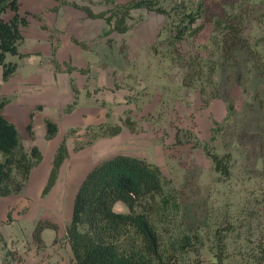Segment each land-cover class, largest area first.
Here are the masks:
<instances>
[{
    "label": "rangeland",
    "instance_id": "374dc122",
    "mask_svg": "<svg viewBox=\"0 0 264 264\" xmlns=\"http://www.w3.org/2000/svg\"><path fill=\"white\" fill-rule=\"evenodd\" d=\"M194 1L204 5L198 20L203 29L182 40L177 52L167 53L170 18L154 10H132L128 31L104 36L103 19L87 18L57 0H18L20 13L29 12L18 49L30 55L32 44L40 43L41 56L51 64L49 76L42 72L40 99L43 102L48 94L43 83L49 79L57 99L53 106L32 108V135L25 129L29 117L21 122V113L9 102L0 108L7 118H15L11 121L21 128L23 145L27 149L36 145L42 153L22 190L0 197L4 224L0 264H74L64 236L76 188L92 166L117 153L145 158L160 167L176 191L184 221L191 229L199 228L204 259L212 257L208 227L225 221L239 226L228 237L229 252L250 237L247 226L255 228L254 234L264 231V0ZM174 2L160 0L169 11ZM91 5L95 11L108 7L99 0H92ZM238 11L244 17L243 41L220 59L214 41L221 34L209 19L220 12ZM11 15L7 10L3 17ZM6 59L17 64L23 57L8 54ZM15 77L5 83L4 90L9 91L13 83L22 86L19 74ZM70 78L78 89L76 97ZM2 98L10 101V95L0 92ZM74 98L73 110L66 113ZM127 116L134 121V129L124 126L117 135L97 137L74 150L91 139L88 126L120 122ZM45 118L58 124V133L49 140L40 128L45 127ZM62 138L69 157L54 186L42 195ZM207 151L230 155L227 173L215 168ZM114 209L126 210L121 202ZM39 221L58 228L44 227L40 236L45 246L41 247L32 239ZM224 264L233 261L228 258Z\"/></svg>",
    "mask_w": 264,
    "mask_h": 264
},
{
    "label": "trees",
    "instance_id": "16d2710c",
    "mask_svg": "<svg viewBox=\"0 0 264 264\" xmlns=\"http://www.w3.org/2000/svg\"><path fill=\"white\" fill-rule=\"evenodd\" d=\"M57 1L82 11L87 18L103 19L106 26L102 32L104 36L128 31L132 25L131 11L134 9L145 8L163 14L170 18L167 25V53L177 52L182 40L197 35L204 27L203 24H198L204 10L202 1L175 0L172 11L161 6L160 0H99L108 5L99 11L93 9L92 0H84L86 3H78L76 0ZM7 10L12 12L9 19L3 17ZM27 13L29 12H25V15L20 13L18 0H0V87L2 82L12 77L17 67L15 62L7 61V55H29L18 49V43L23 39L22 28L29 23ZM243 19V14L239 11L220 12L209 19L221 34L220 39L214 41L219 48L220 59L230 54L243 41ZM73 41L81 44L76 39ZM54 53L55 50L52 51ZM52 63L58 69V62L53 59ZM71 71L69 66L67 72ZM80 71L85 72L83 69ZM70 83L76 97L78 89L72 78ZM8 101L6 98L0 99V108ZM75 104L74 98L67 104L65 112H71ZM31 117L30 114V121L25 126L30 135L33 134ZM44 124L45 138H54L58 133V124L49 118L44 119ZM124 126L132 130L134 121L127 116L120 122L88 126V130L92 129L90 133L93 132L91 139L76 145L74 150L82 149L97 137L117 135ZM177 141H180L179 138ZM0 153V197L18 194L28 182L33 168L42 160V153L36 145L29 149L23 145L16 124L1 111ZM207 154L217 170L227 171L225 166L230 160L229 154L226 153L223 157L211 151H207ZM68 157L66 139L62 138L52 156L42 195H46L54 186L60 167ZM116 202H121L126 210H115ZM179 205L174 187L157 164L124 153L99 161L87 171L72 199L70 220L64 236L72 261L74 264H224L226 259L231 258L233 264L264 263L263 230L254 234L255 228L247 226L250 237L235 251L229 252L228 237L239 227L230 221L208 227L211 232L208 251L212 257L204 259L200 251L203 244L199 228L191 229L186 224ZM9 216L8 212L7 218ZM44 227L55 231L58 229L56 224L37 222L32 231V239L39 244L38 247L45 246L40 236ZM56 239L55 236L54 241Z\"/></svg>",
    "mask_w": 264,
    "mask_h": 264
},
{
    "label": "crops",
    "instance_id": "0c3cea01",
    "mask_svg": "<svg viewBox=\"0 0 264 264\" xmlns=\"http://www.w3.org/2000/svg\"><path fill=\"white\" fill-rule=\"evenodd\" d=\"M32 48L33 49L32 51H30V55L23 57L22 63L17 62V67L15 71L16 73L14 72L15 74H19V82H21L22 86H18L17 84L14 85L13 83L10 85L9 91L4 90V85L6 82L9 83L11 78V81L15 80L16 77L15 74H13L12 77H10L7 81L2 82L0 87V92L4 93L5 95H10V101L8 102L12 103L11 105L15 109H17V112L21 113V122L29 117V113L32 111V108H34V106H36L37 104H49L53 106L56 103L57 99L55 90L56 87L55 85L51 84L53 82H51L50 79L49 81H47L48 84L43 83V85L48 88V94L45 96V100L43 102L40 99V97L43 96L40 94L39 91L40 84H42V74L46 72L47 76H49L51 64L48 60V57L44 58L43 56H41V46L37 40L32 44ZM20 51L25 52L23 50ZM50 73L53 75V77L54 75H56V73H53V71ZM14 119L15 118H10V120L12 121H14ZM40 128L43 129V132L45 131L44 125H40ZM18 130L21 131V128L19 126ZM1 218L2 217H0V231L2 232L1 227H3L4 224L1 223ZM4 233L7 234V231H5Z\"/></svg>",
    "mask_w": 264,
    "mask_h": 264
}]
</instances>
